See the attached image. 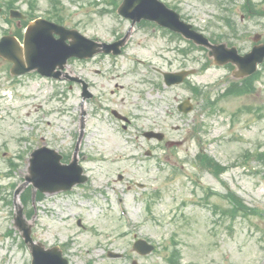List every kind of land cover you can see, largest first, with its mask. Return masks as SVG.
Masks as SVG:
<instances>
[{"label":"rangeland","instance_id":"obj_1","mask_svg":"<svg viewBox=\"0 0 264 264\" xmlns=\"http://www.w3.org/2000/svg\"><path fill=\"white\" fill-rule=\"evenodd\" d=\"M106 1L63 0L67 26L79 24L82 33L101 40L127 31L129 20L117 12H102ZM164 1L179 8L199 30L220 34L244 52L256 33L264 38V17L247 16L242 0ZM254 1L264 9V0ZM37 3V14L46 17L49 0ZM229 17L236 32L227 26L225 18ZM131 33L117 59L107 57L96 65L73 60L67 65L73 74L98 84L93 92L102 88L107 93L99 112L94 99L86 100L83 111L76 84L35 75L12 83L7 64L0 60V264H31V252L14 227L17 207L12 187L20 186L29 175L30 153L43 144L69 159L78 148L89 177L68 192L34 200L29 221L34 239L46 246L60 245L70 264H132L133 260L167 264L165 256L175 245L181 252L180 264H264V217L224 221L212 210L215 202L222 201L219 193L225 194L228 187L264 216V158L258 155L264 154V70L254 94L221 99L217 111L209 112L203 108L205 97L193 95L183 85L166 87L156 68H198L191 82L214 96L232 80V67L210 64L200 71L207 52L194 50L184 64L177 48L188 45L186 41L174 40L170 49L161 51L167 45L162 34L145 36L138 24ZM94 68H104L103 74L92 72ZM188 95L194 100V111L183 115L176 107ZM244 106L251 109L247 107L239 120H233L232 113ZM109 108L133 114L134 125L124 130ZM83 112L87 114L84 129ZM158 124L168 139L182 144L171 147L140 134L145 127ZM194 127H201L199 135H194ZM201 147L228 166L220 178L192 165ZM249 151L256 156H247ZM10 158L17 167H9ZM137 238L152 242L155 250L146 256L137 254L132 247ZM109 251L124 256L112 259Z\"/></svg>","mask_w":264,"mask_h":264},{"label":"water","instance_id":"obj_2","mask_svg":"<svg viewBox=\"0 0 264 264\" xmlns=\"http://www.w3.org/2000/svg\"><path fill=\"white\" fill-rule=\"evenodd\" d=\"M118 11L124 17L131 18L133 24L141 19L153 20L159 25L180 32L184 37L209 48L214 63L220 65L233 62L236 64L235 73L238 78L254 74L258 64L264 62V45L255 46L252 52L240 56L235 47L228 48L225 43L212 44L208 38H205L198 31L192 30L190 24L183 22L173 9H168L159 0H124ZM128 35L115 43H98L81 35L76 29H68L50 20L37 19L36 22L30 24L23 47L15 38L4 36L0 41V55L14 62L12 72L15 74L36 69L45 75L59 78L61 71L55 69L58 66L62 69L69 58L73 56L78 58L92 57L99 51L112 52L117 55L125 45ZM188 72L165 73L164 76H166L167 84L171 85L182 82ZM67 77L71 80L77 79L69 76V74ZM87 87L88 84L85 83L83 87L84 99L91 96ZM191 108L189 100L180 105V109L185 112L190 111ZM152 135H157L159 140L163 139V135L157 133H150L148 137L150 138ZM61 158L62 156L56 150L46 147L36 149L29 160L30 175L26 176V181L22 187L31 183L34 184L35 189L52 194L56 191L71 189L76 184L83 183L88 179L79 164L77 153L68 164H63ZM22 187L16 190L15 196L20 193ZM15 219L16 227L22 231L24 241L29 245L32 252V264H68V261L62 256V250L58 247L46 250L42 243L34 242L31 236V226L23 218L21 208L18 209ZM134 248L140 253H149L153 246H148L143 240H137ZM109 256L120 255L110 252Z\"/></svg>","mask_w":264,"mask_h":264},{"label":"flooded vegetation","instance_id":"obj_3","mask_svg":"<svg viewBox=\"0 0 264 264\" xmlns=\"http://www.w3.org/2000/svg\"><path fill=\"white\" fill-rule=\"evenodd\" d=\"M14 4L18 7L17 9L20 10L23 13V15H25V18H23L22 20H20L19 18H15V19L12 18L10 16V11L13 9V8H10L11 4H9L7 2L1 3L0 4V22H1L2 27L4 29L0 28V31H1V33H4V31H5L6 33H9V34L16 36L17 38L21 39L20 34L24 33V31L26 29V25L30 22L28 20L30 19V17H33V15L28 10L29 5L26 2L19 1V2H15ZM139 25L142 29V32H144L145 36L149 35V32H153L154 34L160 33L163 35V38L166 40L167 45L165 47H163V49L161 51H167L168 49H170V47H171L170 44L173 43V41H174V33L172 31H169L167 29H163V27L161 28L151 21L150 22L142 21L141 23H139ZM120 31L121 32L116 31L115 33H117V34L114 36V38L111 40H108V41H116L118 38L123 37L125 35L126 31L125 32L122 30H120ZM177 38L179 41L181 40V38L179 36H177ZM103 41H106V40H103ZM180 47H182V46H180ZM179 53L182 54V56L185 60L184 64H186L188 62V57L191 54L190 53V47H187V45H185V47H183V49H179ZM107 57L109 59H116L115 57L108 55V54L107 55L98 54V55H95L94 58L89 59V60H78L77 59L76 61L79 63H82V64L94 63L96 65L97 60L102 62L105 59H107ZM98 58H100V59H98ZM184 68H186V66L182 67L181 69H184ZM103 70H104V68H94L92 70V72L99 74V75H102L104 72ZM156 70L159 74H162L161 73L162 69L156 68ZM169 71H172V70H169ZM22 77H28V76L25 75V76H20L18 78H22ZM97 86H98V84L95 85L94 82L90 83V87L92 89H95V88L97 89ZM93 93L94 94H93L92 99H94L98 103V109L102 110L104 108V104H103L102 100H103V98L106 97L107 93H105L102 88L97 90L96 93L95 92H93ZM246 95L248 96V94H246ZM107 110H109V112L114 114L113 116H118L117 114L114 113V111H113L114 108H109ZM123 114L129 118L128 124L125 125V129H128L129 127H132V125H134V123H133L134 116H133V114L130 115L129 113H123ZM155 130L159 131V132L162 131L163 133H165L163 131V127L160 124H158L157 126L155 125L153 127H151V126L145 127L143 130H141L140 134L144 137L145 131H155ZM137 131H140V130H137Z\"/></svg>","mask_w":264,"mask_h":264},{"label":"trees","instance_id":"obj_4","mask_svg":"<svg viewBox=\"0 0 264 264\" xmlns=\"http://www.w3.org/2000/svg\"><path fill=\"white\" fill-rule=\"evenodd\" d=\"M50 2L52 3V10L50 11V17L53 18L54 20H56L57 22H61L63 23L66 19L65 15L62 13V9H63V5L62 2H60V0H50ZM236 93H240V90H236ZM199 160H200V164L207 167L208 169H210L212 172L214 171V173L216 175L219 174V172L224 171L225 167H222L219 163H217L215 161L214 158H211L210 156H208L207 154H203L201 153L199 155ZM37 199H41V197H43L42 194L38 193L37 194ZM228 197L232 199L233 201V205L231 206V208H229V212L231 217H235L236 215L240 214L242 211H252V212H256V210L254 209H250L247 208L242 200L239 197H235L234 195L232 196L230 193L228 194ZM32 199V195H31V188H28L26 190V192L23 194V202L26 205H29ZM32 213V211L30 212V214ZM224 213L226 214L227 212L224 211ZM223 213V215H224ZM28 214V215H30ZM179 259H180V253L178 251V249L176 247H174L170 253V256L168 258V262L170 264H179Z\"/></svg>","mask_w":264,"mask_h":264}]
</instances>
